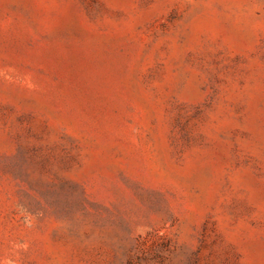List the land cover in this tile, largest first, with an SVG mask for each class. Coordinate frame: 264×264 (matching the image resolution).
Instances as JSON below:
<instances>
[{"label":"rangeland","instance_id":"1","mask_svg":"<svg viewBox=\"0 0 264 264\" xmlns=\"http://www.w3.org/2000/svg\"><path fill=\"white\" fill-rule=\"evenodd\" d=\"M0 264H264V0H0Z\"/></svg>","mask_w":264,"mask_h":264}]
</instances>
